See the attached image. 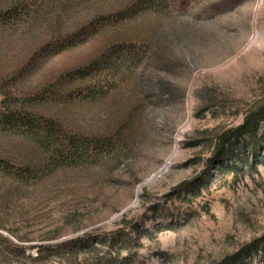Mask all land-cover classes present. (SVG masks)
Listing matches in <instances>:
<instances>
[{
    "label": "rangeland",
    "instance_id": "1",
    "mask_svg": "<svg viewBox=\"0 0 264 264\" xmlns=\"http://www.w3.org/2000/svg\"><path fill=\"white\" fill-rule=\"evenodd\" d=\"M141 3L34 0L33 18L0 32V100L84 136H123L96 163L57 166L0 128V264H218L264 234V144L253 164L240 150L241 170L176 189L264 99V0ZM122 45L139 60L109 72L102 56ZM77 237L88 247L57 253ZM44 244L53 251L38 258ZM263 250L240 264H264Z\"/></svg>",
    "mask_w": 264,
    "mask_h": 264
},
{
    "label": "trees",
    "instance_id": "2",
    "mask_svg": "<svg viewBox=\"0 0 264 264\" xmlns=\"http://www.w3.org/2000/svg\"><path fill=\"white\" fill-rule=\"evenodd\" d=\"M33 1L0 0V27H2L0 28V32L4 29L11 30L29 18H33L38 12V8L31 4ZM168 1L170 0H142L139 6L147 7L145 8L147 10L161 9L167 6ZM143 3L147 6L143 5ZM174 9L177 8L173 7L172 10ZM99 26L92 24L89 29L93 33L98 30ZM90 31L79 28L76 36L79 39H83L89 35ZM59 49L57 48V50ZM138 58L137 52L130 48L129 45L116 46L110 53L102 56L103 62L100 65L111 72L115 70L112 62L126 66L134 63ZM75 74H78L80 78L85 77V71L82 69L76 71ZM111 83L110 85H112ZM0 102L2 108H0V128L2 127L3 129L21 134L37 143L48 153L49 162L57 166L96 163L105 154L111 153L121 147L120 141L123 139V136L118 129L113 134L104 137L96 135L84 136L77 131L64 128L62 122L55 116H45L28 110L22 113L20 108L22 103L20 104L19 101L11 96L2 97ZM263 122L264 99L245 113L240 124L227 128L216 136L211 156L208 158L207 165L203 171V176L183 180L177 185L176 189H192L198 186V179H200V183L207 182V179L211 177L213 172L211 168H221L225 171L241 170L243 168L242 165L248 163L250 158L248 155H245L243 158L238 156L240 150L247 152L254 158L251 162L253 164L257 159L259 149L264 144V138L259 133V126ZM239 162L242 165H238ZM84 238L77 237L56 243L57 253L60 255L63 253V256L75 257L80 248L88 247V245L86 246L88 242ZM90 243L89 246L92 247V242ZM263 243L264 234L233 253L224 256L218 264H240L248 254L257 253L262 248ZM52 246L49 244L38 245L40 254H37V257H43L42 251L52 252ZM61 249H64L62 250L64 252H59Z\"/></svg>",
    "mask_w": 264,
    "mask_h": 264
}]
</instances>
